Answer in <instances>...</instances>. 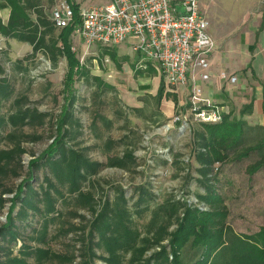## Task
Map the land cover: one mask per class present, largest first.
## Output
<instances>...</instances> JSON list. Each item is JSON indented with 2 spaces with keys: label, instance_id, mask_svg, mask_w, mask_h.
<instances>
[{
  "label": "trees",
  "instance_id": "trees-1",
  "mask_svg": "<svg viewBox=\"0 0 264 264\" xmlns=\"http://www.w3.org/2000/svg\"><path fill=\"white\" fill-rule=\"evenodd\" d=\"M0 1L10 9L5 23L0 16V42L15 40L28 44L30 55L42 53L53 66L59 58L67 63L64 103L59 114L51 119L54 131L50 142L28 161L26 171L21 163L25 153L22 142L39 141L41 135L16 130L45 124L49 113L27 107L23 99H15L13 111L0 115V128L13 130L5 135L10 147L0 149V209L9 203L5 220L0 222V264H43L48 260L59 264H95L97 259L106 264H264V227L250 236L236 234L227 222L228 208L214 183L216 164L240 161L255 154L258 158L247 165L246 173L252 176L264 167V126H247L242 118L231 117L229 113H222L215 123L196 122L199 128L192 133L194 158L200 177L197 182L204 190L196 196L204 210L174 194L158 200L150 182L134 185L128 195L122 185H109L96 204L94 194L84 187L104 167L125 171L135 167L133 150L110 156L105 163L89 157L88 148L82 146L84 131L76 116L79 98L74 89L77 78L88 73L71 49L72 26L57 30L39 0ZM67 1L76 16L79 4ZM0 53H5L1 47ZM100 55L108 56L118 67L127 58H121L115 47L101 46ZM134 71L147 76L155 73L152 68ZM93 79L99 85L113 88L99 77ZM11 95L12 87L0 58V106ZM151 98L156 107L152 115L159 116L160 123L166 120L159 110L162 99L171 100L175 110L179 103L176 92L165 91L162 78ZM132 110L140 113L143 108ZM251 110L250 102L239 114L243 116ZM97 119L108 127L112 124L97 114L94 129ZM115 142L109 139L105 144L110 148ZM8 177L21 180L10 189L1 182ZM7 194L10 197H5ZM64 206L85 209L91 214L87 220L75 212L74 217L86 223L67 227L61 223L56 229L57 233L74 232V241L80 249L77 263H74L76 245L65 255L40 245L47 242L51 224L62 215ZM144 217L145 222L139 226L137 218Z\"/></svg>",
  "mask_w": 264,
  "mask_h": 264
},
{
  "label": "rangeland",
  "instance_id": "rangeland-1",
  "mask_svg": "<svg viewBox=\"0 0 264 264\" xmlns=\"http://www.w3.org/2000/svg\"><path fill=\"white\" fill-rule=\"evenodd\" d=\"M39 1L49 16L50 1ZM73 1L79 4V7L101 5L107 2V0ZM218 1L220 6L215 10H220V14L214 21L216 27L224 30L221 15L226 11H236L237 2L234 0ZM221 37L232 43H234L235 38L239 39L237 48H245L246 46L244 35L241 37L231 35ZM0 47L5 51V53H0V58L12 87V95L1 103L0 115H6L13 111L15 99H23L27 107L49 113L45 124L35 127L25 126L16 130L22 134L41 135L39 141L22 142L25 153L21 157V163L23 170L26 171L28 161L39 155L50 142V137L54 131L51 127L53 123L51 119L59 114L64 103L63 79L67 70V63L64 58H59L57 64L53 66L42 53L30 55L31 47L14 40L1 41ZM80 47L79 45L76 57L88 73L86 77L77 78L74 83V89L79 98L75 104L76 116L83 125L84 131L81 138L82 146L88 148V155L91 159L103 163L110 156L122 155L126 149H132L136 158V166L129 171L115 167L102 168L93 177L89 186L84 187V190L89 189L94 194L96 204H98L104 191L109 189V185H122L128 195L134 185L150 182L158 200H162L168 194H174L176 197L185 198L188 203L196 204L201 210L206 209L205 206L197 202L196 196V194L204 193L203 188L197 182V178L200 177L199 172H197L198 166L194 158L192 140L193 130H197L199 126L195 121H189V127L183 130L179 126L170 129L166 127L173 115L181 113L187 119L189 118L190 113L186 104L188 95L185 89L183 87L165 88V91L173 90L179 94L182 103H178L176 110L167 115L164 110L165 105L171 100L163 98L159 110L166 120L160 123L161 118L152 115L156 111V107L151 98V95H155L158 89L160 80L158 73H154L153 76L138 75L134 71L135 57L126 46H115L117 54L121 58L127 56L125 61L121 60L120 67L108 56L102 57L100 55L101 46L98 44L87 49ZM93 77H99L113 88L99 85ZM209 87L210 90L214 91L213 99H209L203 87L204 97H207L211 103L220 105L218 99L224 93L223 90H217L214 84H210ZM235 87L233 89H237ZM134 107H142L143 111L135 112L132 110ZM97 114L111 120V126L108 127L103 121L97 119L96 129H94L92 124ZM229 114L237 119L244 117L238 113L237 108L231 109ZM244 121L247 126H251L246 120ZM9 131L13 130L8 127L0 128V149L10 147V143L5 138ZM109 139L116 142L112 147L107 148L105 142ZM257 158V155L251 154L248 158L240 161H226L222 164H216L217 169L214 171V179H216L214 183H216L218 193L224 198L228 208L227 222L236 234L245 237L264 227V167L252 176L246 173L247 165ZM1 180L4 186L12 189L21 180V177H8ZM5 197H10V194L5 195ZM8 206L9 203L0 209V222L4 221ZM75 212L82 214L87 220L90 219L89 211L73 206H64L62 215L55 223L51 224L47 242L45 245H40L54 253L64 255L72 252V246L76 245L74 263H77L80 259V249L78 250L79 243L74 241V232L63 234L57 233L56 230L61 223H64L65 227L69 224L86 223L82 218L74 217ZM137 219L139 226L146 220L145 217ZM31 244L35 243L31 242ZM43 264L59 263L55 260H48ZM95 264L106 263L97 259Z\"/></svg>",
  "mask_w": 264,
  "mask_h": 264
},
{
  "label": "built area",
  "instance_id": "built-area-1",
  "mask_svg": "<svg viewBox=\"0 0 264 264\" xmlns=\"http://www.w3.org/2000/svg\"><path fill=\"white\" fill-rule=\"evenodd\" d=\"M49 1L48 18L53 26L57 30L72 26L69 39L75 53L79 45L86 49L96 44L126 46L135 57V70L152 68L165 88L185 89L190 116L173 115L167 128L179 126L183 130L189 121L220 120V107L203 95L202 85L211 80L215 42L208 32L201 0H107L79 7L76 16L67 0ZM217 78L231 84L237 79L225 71Z\"/></svg>",
  "mask_w": 264,
  "mask_h": 264
},
{
  "label": "crops",
  "instance_id": "crops-1",
  "mask_svg": "<svg viewBox=\"0 0 264 264\" xmlns=\"http://www.w3.org/2000/svg\"><path fill=\"white\" fill-rule=\"evenodd\" d=\"M234 2H237L236 11H226L221 15L224 30L216 27L214 21L220 14V10H215L220 6V2L218 0H201L200 2L201 11L209 23L208 32L215 42V51L210 58L211 80L203 84V87L209 99H213L212 94H214V91L210 90V84L216 85L217 90H223L224 93L218 99L220 105H217L222 113H229L231 109L236 108L240 113L241 108L251 102L252 110L244 115L243 119L251 126L263 127L264 0H234ZM9 12V7L0 1V16L4 23L8 19ZM224 35L238 37L244 35L245 48H237L239 39L235 38L234 43L227 42V39L221 37ZM222 71L235 75L236 82L231 84L220 81L217 74ZM222 87L225 88L221 89ZM177 95L179 103H182L180 95ZM170 102H166L164 109L167 115L175 110L173 102Z\"/></svg>",
  "mask_w": 264,
  "mask_h": 264
},
{
  "label": "water",
  "instance_id": "water-1",
  "mask_svg": "<svg viewBox=\"0 0 264 264\" xmlns=\"http://www.w3.org/2000/svg\"><path fill=\"white\" fill-rule=\"evenodd\" d=\"M3 220H5V218Z\"/></svg>",
  "mask_w": 264,
  "mask_h": 264
}]
</instances>
